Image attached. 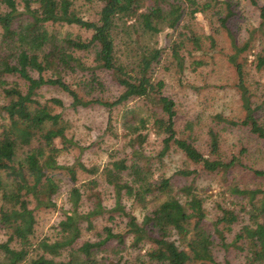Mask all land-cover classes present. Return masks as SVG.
<instances>
[{"label":"trees","instance_id":"trees-1","mask_svg":"<svg viewBox=\"0 0 264 264\" xmlns=\"http://www.w3.org/2000/svg\"><path fill=\"white\" fill-rule=\"evenodd\" d=\"M85 1L96 11L94 17H87L86 4L78 5L77 0H0V235L6 236L0 239V264H234L218 260L220 246L240 253V264H264V188L241 185L234 178L227 191L217 194L216 215L210 216L209 196L197 184V169L188 163L201 159L209 175L225 177L239 160L224 158L221 133L213 127L208 155L198 148L191 124L186 125L187 131L178 130L177 101L166 93L165 77L158 75L163 60L180 72L186 69L188 55L202 51L192 22L223 2L227 12L221 24L230 31L228 22L234 12L229 3ZM248 1L259 8L261 19L251 34H264V4ZM65 25L80 26L91 36L61 34L58 27ZM252 35L241 44L232 37L234 52L227 56L237 74L244 115L216 118L226 125L246 127L264 141V82L251 83L253 70L264 72V40L258 46ZM251 49H255L254 59L245 54ZM87 53H94L92 63L84 57ZM205 64L199 59L190 63L194 70ZM11 74L24 80L25 90L20 81L7 79ZM104 75L122 88L113 100L95 95L105 89ZM47 85L67 92L74 108L98 104L112 111L133 99H142L149 108L146 116L123 121L131 154L114 151L103 167L78 161L89 177L69 189V209L50 232L39 234L36 210L56 207L62 188L57 172L66 169L77 180L74 166L59 163L60 153L77 145L67 134L69 122L46 106L32 108L38 103V90ZM151 132L161 138L157 156L145 153ZM174 152L184 157L186 166L175 172L185 179L179 187L163 171L156 176L165 157ZM240 164L264 180V168ZM106 187L111 188L112 205L107 204ZM150 201H156L152 209ZM137 206L147 209L141 220L133 211ZM99 219L111 223L99 229ZM236 223L239 229L228 240ZM89 231L93 236L84 239ZM130 249L136 253L126 257Z\"/></svg>","mask_w":264,"mask_h":264},{"label":"rangeland","instance_id":"rangeland-1","mask_svg":"<svg viewBox=\"0 0 264 264\" xmlns=\"http://www.w3.org/2000/svg\"><path fill=\"white\" fill-rule=\"evenodd\" d=\"M229 3L230 10L234 12L228 22V31L222 24V17L227 12L226 3H221L212 12L199 15L193 22L192 27L195 33L200 37L202 44L201 52H194L192 56L188 55L187 66L183 72H180L176 65L172 66L168 60H163V64L159 67V77L166 79V93L171 95L178 104L177 128L184 132L186 125L191 124L194 128L196 136L195 141L204 154L208 155V139L211 127L217 129L221 133V151L227 161L234 157L244 166H252L254 168H264V141L253 135L248 128L241 126L226 125L220 122L216 116L221 114L223 117L230 119H239L244 115V111L240 101V93L237 88V74L234 67L228 63L227 56L234 52L232 40L241 44L251 37V31L258 28L261 22L260 10L253 6L248 0H225ZM78 5L86 4L85 0H77ZM260 4H264V0H259ZM128 7L132 10L134 3L130 1ZM223 7V8H222ZM221 13L220 10L221 9ZM88 9V10H86ZM84 13L87 17H94L96 11L94 8L86 4ZM188 22V21H186ZM61 34L67 32L90 37L91 31H88L77 25H65L58 27ZM231 33L233 35H231ZM178 32H175L177 36ZM175 36V37H176ZM1 38V30H0ZM212 39L215 40L213 45ZM253 41H257L258 46L264 40L262 31L252 35ZM169 38L164 42L168 47ZM249 59H254L255 49L248 50ZM83 54V53H82ZM243 54V56L245 55ZM94 53H87L84 57L92 63ZM195 59L206 61L194 70L191 61ZM165 66L169 67L167 69ZM251 83L262 80L264 82V72L257 73L253 70ZM88 76V75H87ZM105 89L103 92H97V97H105L113 100L117 97L122 88L112 81L111 77L104 75ZM9 81H20L22 88L25 90L26 85L23 79L18 75H8ZM72 80V78H70ZM259 85L261 86L260 82ZM259 94H263L262 91ZM38 103L33 105V109L37 106H46L48 111L57 114L62 113L63 118L69 122L67 134L72 137L77 145L72 146L69 150L63 151L59 155V163L65 166H74L77 180H74L66 169H60L57 173L60 177L61 191L56 196V207L45 209L39 208L36 214L39 220L38 233L50 232L51 227L55 224L70 207L68 203V192L73 185H79L89 177L78 165V161L86 164L88 167L99 165L103 167L109 161V154L116 151L119 154H131L130 147L127 146L129 137L126 136L127 130L123 126V121L127 117L146 116L148 114V105L142 99H133L126 104L114 108L110 111L107 107L92 104L89 106H79L74 108L72 97L57 86H43L38 90L36 97ZM59 99L62 104L59 105L53 101ZM1 101V98H0ZM131 111V113H130ZM125 117V118H124ZM264 121V112L261 113ZM55 143L61 147V142L56 139ZM161 148V138L157 134L151 132L149 142L145 144V153L157 156ZM154 161L158 159L155 158ZM236 162L225 177L222 173L218 175H209L205 171L204 161L197 159L189 167L196 168L199 174L197 184L208 195L206 206L211 217L215 218V199L217 194L224 190L227 191L230 183L234 178L238 179L241 185L261 186L264 188V180L262 177L255 176L249 169L241 168V164ZM184 157L180 154L172 153L165 157L162 170L157 171L158 176L162 171L166 175L171 176L177 187L185 183V179L176 175L175 172L182 167ZM158 165V164H156ZM104 194L108 205L114 203L110 187L104 189ZM229 194V193H227ZM230 197V196H228ZM230 198H233L232 196ZM232 203L231 199H228ZM156 201H150L149 209H152ZM130 205V202H129ZM34 206V204L32 205ZM134 214L139 220L143 218L147 211L142 207H135ZM121 222V219L119 220ZM118 222V223H119ZM106 223H111L107 219H99L97 221L98 228L101 229ZM122 227V223L119 224ZM239 229L236 223L234 231L228 233L227 239L231 240L232 236ZM93 236V232L89 231L84 235V239ZM0 239H6V236L0 235ZM131 239H129V242ZM218 242H220L218 240ZM136 252L133 249L126 253V257L134 256ZM218 260L224 261L229 259L234 264L241 263V255L232 248H224L222 246L216 248ZM120 255V254H118Z\"/></svg>","mask_w":264,"mask_h":264}]
</instances>
